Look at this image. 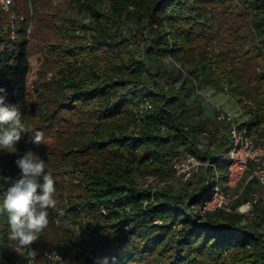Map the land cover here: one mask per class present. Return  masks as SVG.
Segmentation results:
<instances>
[{
    "label": "trees",
    "instance_id": "obj_1",
    "mask_svg": "<svg viewBox=\"0 0 264 264\" xmlns=\"http://www.w3.org/2000/svg\"><path fill=\"white\" fill-rule=\"evenodd\" d=\"M105 1L73 0L87 23L56 13L64 27L57 57L62 67L51 86L36 92L38 106L50 122L55 110H69L90 132L60 155L53 146L49 150L29 141L47 163L56 188L49 225L31 245L40 252L36 264H53L41 255L48 247L65 249L63 264H94L97 257L109 258L108 264H264V231L247 225L245 215L236 211L248 202L246 193L250 198L256 190L254 182L245 184L231 211L201 213L211 195L206 185L196 194L179 195L168 187H138L132 179L138 170L168 177L172 160L182 153L225 171L226 126L216 121L215 112L213 120L201 116L210 89L229 92L238 111L248 114L245 124L259 128L264 121V0H109L110 12L104 11ZM37 4L36 25L43 20L37 10L53 7ZM129 6L138 11L136 16ZM125 21L137 31L131 43L117 40L116 28ZM8 25L0 10V95L6 93V102L20 109L25 123L31 73L27 27L20 21L11 35ZM77 30L91 33L87 38ZM215 41L220 44L212 45ZM206 45L212 46L205 50ZM255 98V108L243 105ZM23 135L27 144L30 133ZM202 138H207L205 148L200 147ZM57 156L71 174L82 176L79 182L69 180L67 196L55 178ZM0 176L15 180L20 174L0 160ZM7 187L0 181V200ZM68 224L78 225L84 245L66 241ZM8 232L5 214L0 216V264H28L30 249L17 256Z\"/></svg>",
    "mask_w": 264,
    "mask_h": 264
},
{
    "label": "rangeland",
    "instance_id": "obj_2",
    "mask_svg": "<svg viewBox=\"0 0 264 264\" xmlns=\"http://www.w3.org/2000/svg\"><path fill=\"white\" fill-rule=\"evenodd\" d=\"M33 0H13V6L15 9H12V11L20 16L23 15L24 21L27 27V37L29 41V63L31 66V73L28 78V100H29V115L24 123L26 132L30 133L28 138V143L26 144L25 140H20L13 149L7 150V153H2V149H0V160L5 162V164H9V169L11 168L14 172L20 174V169L16 165V160L20 157H22L27 151H32L35 155L36 153L34 150L29 147V141L33 140L34 133L36 131H40L43 133V142L36 145H48V148L50 150V147H55L56 154L60 155L61 151H64V147L66 146H73L71 144L74 142V140H77L80 138V136L83 133H89L88 126L82 127L80 120L76 115L71 114L69 110L63 111V112H56L55 114H52L53 121H48L47 117L43 116L42 113L44 111V108L41 106L39 107L38 104L40 100H37L36 92L40 91L42 88H44L46 85L51 86L53 77L57 75V72L61 70V63L57 61L59 57V52L61 53V49L58 45L65 42V38L63 37L64 33V27L61 22H58V14L59 15H71L73 17H78L79 21L86 22L87 19H83L81 16L77 14V11L73 8V0H34L36 1V6H33L32 3ZM236 1V0H234ZM48 3L49 5L53 6L50 8L42 7L39 8L38 13L40 15V18L43 20L40 22H37L38 24H45L49 23L47 28H38V24L36 25L33 21V14L35 9H37L38 4L37 3ZM109 0H106L104 3H102V6L104 8V11L110 12V4ZM129 11L133 13V17L136 16V11L134 7L129 6ZM58 13V14H56ZM8 19V17H7ZM21 20H18L15 23V26H18L17 23ZM46 21V22H45ZM9 22V19H8ZM87 23V22H86ZM134 23V22H133ZM132 27L134 26L131 24V21H125L119 23L117 26V33L118 37L117 40L122 39L127 42H130L134 40V36L137 34L136 29L132 30ZM131 30L134 32L132 33ZM77 35L80 36H87L90 31L83 32L81 30H77L75 32ZM90 40V39H89ZM81 40L77 39V42ZM87 41V40H86ZM140 41V45L143 46L145 42H143L142 38ZM221 40H219L220 42ZM83 42V41H82ZM225 42V41H223ZM84 43V42H83ZM129 43V44H130ZM227 43V42H226ZM225 43V44H226ZM218 41H215L212 43L214 46H218ZM202 45V44H201ZM212 45H206L205 50H208L210 46ZM203 46V45H202ZM201 48V46H200ZM215 51L217 50V47L214 48ZM60 58V57H59ZM229 90V89H228ZM206 100L202 101V112L201 116L203 118L212 119L214 118V109L212 103H218L219 105L226 107L230 109L234 115H236L237 118L241 117V113L239 112V108H237V104L234 100H231V97L229 96V92L227 93H215L213 89H210L206 93ZM237 96V94H236ZM256 102H259V98L251 99L250 103L254 105ZM40 105V104H39ZM241 108V107H240ZM255 108V106H254ZM54 108H50V111H52ZM239 110V111H238ZM196 119V117L191 118ZM259 132L264 135V121H262L261 124L258 126ZM25 135L22 136L24 138ZM207 138L201 139L200 147L205 148L206 147ZM15 149H20L19 152L14 151ZM12 151V152H11ZM47 159H50V157H53L52 155H47ZM14 159V161H13ZM56 161L59 160L58 156L55 157ZM59 167L56 172V181L60 185H62L61 191L63 192L64 196H67L71 185H70V179L73 177L75 182H79L82 179V176L77 174V172L71 174L70 170H68V166L62 165L64 161L59 160ZM47 164V163H46ZM47 167V165H46ZM159 167V166H158ZM168 167V166H165ZM66 169L67 171L64 172ZM170 169V174L168 177H158L153 174H148L145 170H138L135 171V173L132 175V179L138 184V187H145L147 183H152L150 186L152 189H159L161 187H168L171 189V191L174 194L183 195L186 194H196L198 192V189L204 185V182L202 180V177L204 176L203 171H200L196 177L188 181L187 183H180V182H174L172 178V171H171V165L168 167ZM149 171V169H147ZM50 169H47L46 172H50ZM69 171V172H68ZM209 176H212V172L209 169ZM246 175L244 176V178ZM256 190L259 193L260 201L257 203L256 206H250V205H242L238 206L236 209H238V213H243L246 209L247 212L244 213L245 217L243 218V221L254 228H257L260 233H263L264 231V190L258 185H256ZM77 193V192H76ZM245 198L249 200L248 195L246 193ZM60 200V199H59ZM237 205V203H234V206ZM249 207V208H248ZM79 223V222H78ZM58 225V223H56ZM68 233L65 236L66 241H69L70 243L76 245V243H80L81 245H84L83 238L80 234V229L77 226L73 224H68ZM59 235H61L60 231H58ZM47 249H59L62 256L65 255V249L62 247H48ZM68 257L70 260H73L75 257V253L73 251L68 252Z\"/></svg>",
    "mask_w": 264,
    "mask_h": 264
},
{
    "label": "built area",
    "instance_id": "obj_3",
    "mask_svg": "<svg viewBox=\"0 0 264 264\" xmlns=\"http://www.w3.org/2000/svg\"><path fill=\"white\" fill-rule=\"evenodd\" d=\"M12 5L13 0H0V10L9 19L8 29L11 35L15 31V23L18 20L24 21L23 15L18 16L12 11ZM175 66L181 69L179 64L175 63ZM181 70L184 73L183 69ZM224 89L227 91L228 87L225 86ZM196 93L198 94L199 91L196 90ZM212 105L216 121L226 126L224 134L228 139V149L225 155L228 163L225 171L220 172L214 163L201 161L191 153H182L172 160L171 164L174 182L187 183L196 177L200 171H203L202 180L204 185L209 187L211 195L209 199L203 201L200 207L201 213L218 209L231 211V203L239 198L247 182L252 181L264 190V135L259 132L258 128H249L245 124L249 120L248 114H242L240 118H237L230 109L218 103H212ZM243 105L254 108V105L248 100H243ZM209 169L212 176H209ZM151 184L147 183L145 186ZM259 201V193L254 190L250 193V198L245 205L253 206ZM246 212L247 209L241 214ZM13 251L17 256L22 253V250L20 252L16 251L15 244L13 245ZM34 251L36 252V258L40 252ZM53 251L57 252L63 259L59 249H45L41 251V255L44 259L53 263V261L47 259L48 254ZM87 256L93 259L91 254L87 253Z\"/></svg>",
    "mask_w": 264,
    "mask_h": 264
},
{
    "label": "clouds",
    "instance_id": "obj_4",
    "mask_svg": "<svg viewBox=\"0 0 264 264\" xmlns=\"http://www.w3.org/2000/svg\"><path fill=\"white\" fill-rule=\"evenodd\" d=\"M0 93L4 89L0 88ZM20 109L6 102V93L0 95V149L10 150L21 140L25 133ZM33 143L43 142V133L36 131ZM20 169V177L0 176V181L8 184L3 198L0 200V216H7L9 226L8 240L14 242L15 249H31L41 233L49 225V208H54L56 201L55 181L46 172V163L32 151H27L16 160ZM36 252L29 250L28 264H36ZM47 259L53 264H63L62 257L55 251L48 254ZM107 257L95 258L94 264H108ZM113 262L115 258H112Z\"/></svg>",
    "mask_w": 264,
    "mask_h": 264
}]
</instances>
